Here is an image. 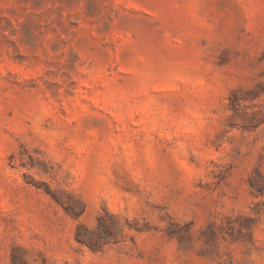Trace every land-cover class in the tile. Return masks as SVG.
<instances>
[{
	"label": "rangeland",
	"instance_id": "374dc122",
	"mask_svg": "<svg viewBox=\"0 0 264 264\" xmlns=\"http://www.w3.org/2000/svg\"><path fill=\"white\" fill-rule=\"evenodd\" d=\"M0 264H264V0H0Z\"/></svg>",
	"mask_w": 264,
	"mask_h": 264
},
{
	"label": "trees",
	"instance_id": "16d2710c",
	"mask_svg": "<svg viewBox=\"0 0 264 264\" xmlns=\"http://www.w3.org/2000/svg\"><path fill=\"white\" fill-rule=\"evenodd\" d=\"M102 222V216L100 215L98 218H97V225L100 224ZM76 240L79 242V243H82V238L80 237V231L77 232L76 234Z\"/></svg>",
	"mask_w": 264,
	"mask_h": 264
}]
</instances>
